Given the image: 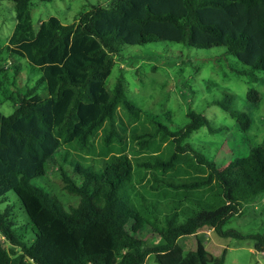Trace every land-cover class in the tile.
Here are the masks:
<instances>
[{"label": "trees", "instance_id": "1", "mask_svg": "<svg viewBox=\"0 0 264 264\" xmlns=\"http://www.w3.org/2000/svg\"><path fill=\"white\" fill-rule=\"evenodd\" d=\"M10 1L16 23L6 52L40 76L9 96L10 115L0 111V203L13 192L27 218L20 224L11 205L0 210V264H144L149 255L157 264H224L225 248L214 257L200 239L187 252L178 244L205 228L255 240L264 254L260 234L223 229L264 194V139L218 167L184 143L203 125L212 131L206 117L191 112L173 131L127 99L121 78L105 86L123 44L158 41L223 47L255 82V72H264V0H113L82 11L73 24L50 17L37 30L33 0ZM6 69L0 59V74ZM246 96L259 100L255 89ZM235 117L247 132L248 115ZM43 177L48 192L33 182ZM162 208L170 211L161 215ZM146 229L157 244L139 236Z\"/></svg>", "mask_w": 264, "mask_h": 264}, {"label": "rangeland", "instance_id": "2", "mask_svg": "<svg viewBox=\"0 0 264 264\" xmlns=\"http://www.w3.org/2000/svg\"><path fill=\"white\" fill-rule=\"evenodd\" d=\"M112 1L33 0L30 13L32 25L37 30L39 23L50 17L58 18L63 24H73L82 11L98 4L108 7ZM15 23L13 3L0 0V59L7 68L4 74H0V111L5 116L14 110L9 96L15 97L31 88L40 76L38 69L26 59L6 52L5 47ZM14 65L18 67L16 73L12 68ZM246 68L233 56L225 54L223 47L198 49L167 41L123 44L105 86L110 90L121 78L127 99L142 114L155 117L173 131L183 129L189 123L188 114L191 112L206 117L212 131L203 125L192 132L184 143L220 167L248 154L264 139V72L256 71L258 79L251 82L250 77L239 74ZM249 89L258 92L257 102L247 99ZM43 92L44 87L40 85L36 93L43 95ZM239 113H245L250 119L247 132L238 128L235 115ZM146 125L150 127L148 120ZM50 171L51 180L57 182L60 177L56 167L52 166ZM33 182L49 191L45 177ZM150 203L154 201L148 198L147 204ZM7 205L14 208L19 223L25 225V213L11 191L6 192L0 210ZM169 211L162 208L159 213L162 215ZM223 229H233L244 235L260 234L264 238V194L253 202L243 204L240 214L230 217ZM139 236L149 245L159 242L157 235L147 229L142 230ZM199 239L214 257L219 256L225 248L224 264H264V254L255 249V240L222 238L209 228L197 235L179 238L178 244L187 252L195 249ZM4 245L9 246L6 242ZM144 264L157 263L154 256L149 255Z\"/></svg>", "mask_w": 264, "mask_h": 264}]
</instances>
